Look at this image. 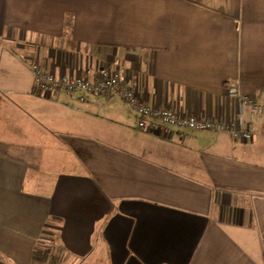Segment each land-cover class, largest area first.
Returning <instances> with one entry per match:
<instances>
[{"label":"crops","instance_id":"obj_1","mask_svg":"<svg viewBox=\"0 0 264 264\" xmlns=\"http://www.w3.org/2000/svg\"><path fill=\"white\" fill-rule=\"evenodd\" d=\"M31 64L107 68L147 106L245 125L264 0H0V264H264V119L249 142L163 138L118 97L39 91Z\"/></svg>","mask_w":264,"mask_h":264},{"label":"built area","instance_id":"obj_2","mask_svg":"<svg viewBox=\"0 0 264 264\" xmlns=\"http://www.w3.org/2000/svg\"><path fill=\"white\" fill-rule=\"evenodd\" d=\"M28 67L34 76V85L39 91L52 93L60 89L68 95L82 92L88 95L118 97L134 111L139 130L143 129L163 138L167 137L170 129H175L180 132H220L230 135L235 140L249 142L254 134V124L264 119V104L255 100H242L243 105L247 107L248 119L245 125L236 122L201 120L192 116H181L169 108L150 107L139 102L131 90L123 84L120 75L107 68L97 70L94 79L88 80L80 76H55L46 73L35 64ZM227 91L230 96H239L235 87H229Z\"/></svg>","mask_w":264,"mask_h":264},{"label":"rangeland","instance_id":"obj_3","mask_svg":"<svg viewBox=\"0 0 264 264\" xmlns=\"http://www.w3.org/2000/svg\"><path fill=\"white\" fill-rule=\"evenodd\" d=\"M13 109V107L11 106V108H10V111ZM17 110V108H16V106H15V109L13 110V112H15ZM13 112H11V113H13ZM13 114H15V113H13ZM13 114H12V116H13ZM13 117H15V118H17V119H15V118H13V120H15V121H17V123L18 122H20L18 119H19V116L18 115H16V116H13ZM30 121V120H29ZM16 123V124H17ZM33 134L35 135L36 133L35 132H33ZM45 136L47 137V139H50V140H53L54 141V139L56 138V137H54V136H52V135H49L48 133H45ZM41 139V138H40ZM107 139H110L111 141H113L114 143H118V144H120V145H123L124 146V143H123V141H120V140H115V139H113V138H107ZM157 140V142H159V144L161 145H164V143L162 142V141H160L159 139H156ZM239 141V140H238ZM241 142V141H240ZM186 148V147H185ZM64 160V155H60V157H59V164H58V166L60 167V168H62V169H65V171L66 170H68V168H72V167H67V165H69L70 164V160H69V158L67 159V162L66 161H63ZM169 164V162H167V161H165V165H168ZM71 165V164H70Z\"/></svg>","mask_w":264,"mask_h":264},{"label":"trees","instance_id":"obj_4","mask_svg":"<svg viewBox=\"0 0 264 264\" xmlns=\"http://www.w3.org/2000/svg\"><path fill=\"white\" fill-rule=\"evenodd\" d=\"M62 254V250L61 249H57V248H53L52 250V259L56 260L59 259V255Z\"/></svg>","mask_w":264,"mask_h":264}]
</instances>
